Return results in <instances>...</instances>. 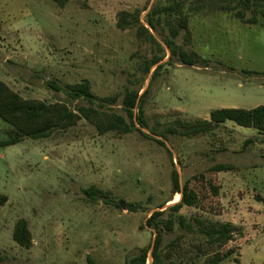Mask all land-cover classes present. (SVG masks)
Wrapping results in <instances>:
<instances>
[{"label": "rangeland", "instance_id": "374dc122", "mask_svg": "<svg viewBox=\"0 0 264 264\" xmlns=\"http://www.w3.org/2000/svg\"><path fill=\"white\" fill-rule=\"evenodd\" d=\"M171 1L68 0L59 8L51 0H0V82L24 99L74 108L86 103L70 102L65 87L88 81L98 99L119 98L107 106L118 113L126 90L142 95L149 89L144 115L158 132L178 127L177 120H208L218 109L264 106V76L242 72L264 73V25L242 24L228 12H187L190 44L183 32L175 40L206 64L189 67L170 58L160 33L149 29L165 49L160 64L167 65L153 82L156 66L149 75L140 70L153 56L152 47L135 29H117L118 16L139 11L149 28L145 15ZM11 131L0 119V143ZM247 140L252 143L245 145ZM164 143L136 131L99 135L81 120L47 139L0 146V196L6 198L0 206V264H88V259L125 264L141 248L153 246L156 233L147 219L180 200L172 192L173 169L181 187L190 180L202 205L164 215L173 231H163V263L210 264L234 249L219 264H264V134L226 121L208 134L169 135ZM216 164L234 170L208 172ZM199 175L219 188L217 197L193 180ZM90 188L105 196L88 200L84 192ZM19 219L27 221L29 249L12 240ZM226 225L235 229L231 241L205 236ZM176 237L174 246L165 247Z\"/></svg>", "mask_w": 264, "mask_h": 264}, {"label": "trees", "instance_id": "16d2710c", "mask_svg": "<svg viewBox=\"0 0 264 264\" xmlns=\"http://www.w3.org/2000/svg\"><path fill=\"white\" fill-rule=\"evenodd\" d=\"M59 8H63L68 0H51ZM189 13L206 12H228L232 17L245 25H256L261 22L264 25V0H172L169 5L154 6L144 17L149 28L140 21V12L132 14L122 12L118 16L116 28L119 30L135 29L136 37L149 45L153 50V56L145 60L140 67L145 75H149L153 67L155 70L151 75V82L158 76L159 70L166 66L160 62L166 57L164 47L150 33L149 29L160 33L164 46L170 52V58H175L184 66H196L206 64V60L199 57L194 51H185L177 46L175 40L184 33V42L190 44V32L188 27ZM167 31V34L164 32ZM245 75H262L264 73L242 71ZM47 86L54 90L57 88L48 83ZM70 102L82 100L85 106L71 108L63 102L46 103L36 99H24L12 91L5 83L0 82V119L6 122L12 131L8 138L0 143L1 147L12 146L25 139L40 140L47 139L55 132L66 131L84 120L92 125L99 135L115 133L119 136L138 132L142 137L155 141L165 147L164 141L168 136L179 135L184 138H193L199 135L210 133L215 127L223 125L226 121H232L238 126L252 128L258 133L264 134V106H257L253 109L223 108L211 111L208 120L197 119L194 122L176 121L178 127L166 128L163 132H158L155 128H150L144 115V105L147 89L142 95L138 90H126L121 99V113L107 109L108 105H114L119 98L108 97L98 99L90 89L88 81L67 85L64 91ZM99 102V103H97ZM146 129L149 134L142 131ZM159 137L162 140L156 139ZM252 143L247 140L245 145ZM169 153V151L167 150ZM234 170L230 165L216 164L208 170L210 173L229 172ZM173 194L181 196L180 200L163 211L154 212L146 221V226L156 233L153 246L141 248L139 252L125 260V264H164L161 255L163 247V231L172 232L173 229L164 222L166 213L177 214L183 207L199 208L202 205V198L198 192L190 187V180L180 186L178 172L173 169L170 175ZM201 184L210 196L217 197L219 188L211 181L205 180L204 175L193 178ZM88 200L95 201L97 198L105 196L94 188L87 189L85 192ZM6 198L0 196V206L4 205ZM172 200L167 201L166 203ZM109 203L116 208L120 205L114 203L112 199ZM159 207L162 209L166 204ZM126 208L135 212L136 205L128 204ZM142 228V227H141ZM234 228L224 226L221 230L214 232V235H207L211 242L231 241ZM180 237L174 238L165 247L174 246ZM12 240L21 248L29 249L32 244L31 233L27 221L19 219L13 229ZM152 252L150 253V249ZM234 253V249L228 250L221 256L213 259L210 264H219L229 258ZM88 264H94L88 259Z\"/></svg>", "mask_w": 264, "mask_h": 264}]
</instances>
